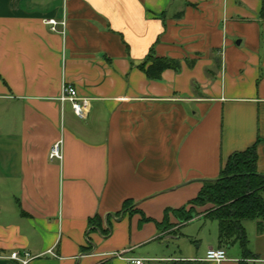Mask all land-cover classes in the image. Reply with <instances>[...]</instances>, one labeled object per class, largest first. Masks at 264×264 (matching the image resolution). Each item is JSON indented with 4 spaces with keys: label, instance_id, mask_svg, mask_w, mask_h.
Returning a JSON list of instances; mask_svg holds the SVG:
<instances>
[{
    "label": "crops",
    "instance_id": "1",
    "mask_svg": "<svg viewBox=\"0 0 264 264\" xmlns=\"http://www.w3.org/2000/svg\"><path fill=\"white\" fill-rule=\"evenodd\" d=\"M151 50L183 70L149 80ZM65 83L92 99L86 119L58 101ZM253 147L264 176V0H0L1 257L264 264V233L245 255L221 248L211 206L173 213Z\"/></svg>",
    "mask_w": 264,
    "mask_h": 264
},
{
    "label": "trees",
    "instance_id": "2",
    "mask_svg": "<svg viewBox=\"0 0 264 264\" xmlns=\"http://www.w3.org/2000/svg\"><path fill=\"white\" fill-rule=\"evenodd\" d=\"M185 63L189 68H194L197 61L186 60ZM140 69L149 80L158 82L168 70L181 72L183 62L158 57L154 50H151ZM257 160L256 147L233 154L217 180L204 182L200 194L189 204L188 210L184 207L173 211L179 222H190L195 208L211 206L207 211L209 217L219 224L221 248L239 244L244 254L248 255L249 238L245 223H256L259 232L264 233V176L257 171ZM128 206L127 204L125 209ZM169 212L165 215L166 223Z\"/></svg>",
    "mask_w": 264,
    "mask_h": 264
},
{
    "label": "built area",
    "instance_id": "3",
    "mask_svg": "<svg viewBox=\"0 0 264 264\" xmlns=\"http://www.w3.org/2000/svg\"><path fill=\"white\" fill-rule=\"evenodd\" d=\"M45 23L51 27V30L53 32H57L58 27L60 25L63 26L64 29L66 26L65 21L58 22L55 19L46 20ZM63 33H65V32H63ZM58 101L60 102L62 107L65 104L69 103L72 107L74 114L78 118L86 119L89 112H90V109H91L92 99L88 98V97L81 96L75 86L65 83L63 85L61 96L58 99ZM62 143H63L62 140H60L59 142H57L53 146L51 153H50V159L51 160H58V161L63 160ZM117 256L123 259L124 253L117 254ZM34 258L35 257H33L27 251H24V252L15 251L8 257H1L0 256V259H6V260L14 261L17 264H29V262ZM125 260L131 262L132 264H143L145 262V260H143V259L129 258V259H125ZM205 261L209 262V263H214V264H222V263L227 261V253L224 249H210L207 252Z\"/></svg>",
    "mask_w": 264,
    "mask_h": 264
},
{
    "label": "rangeland",
    "instance_id": "4",
    "mask_svg": "<svg viewBox=\"0 0 264 264\" xmlns=\"http://www.w3.org/2000/svg\"><path fill=\"white\" fill-rule=\"evenodd\" d=\"M262 196L264 198V193H262ZM209 222H213V221H209ZM214 223L216 224V221H214ZM245 228L247 230V233H248L250 241L255 243V244L259 243V240L256 239L257 231L259 232V230L257 229L256 223L248 221V222L245 223ZM235 251H236V248L235 249H231L229 251V256L230 257H234L235 256Z\"/></svg>",
    "mask_w": 264,
    "mask_h": 264
}]
</instances>
